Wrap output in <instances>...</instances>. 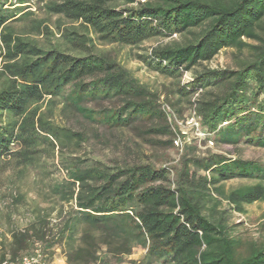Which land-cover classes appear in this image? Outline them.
I'll return each mask as SVG.
<instances>
[{
    "label": "trees",
    "instance_id": "trees-1",
    "mask_svg": "<svg viewBox=\"0 0 264 264\" xmlns=\"http://www.w3.org/2000/svg\"><path fill=\"white\" fill-rule=\"evenodd\" d=\"M25 3L0 0V159L14 157L30 166L39 146L54 151L60 145L63 129L40 112L44 101L58 97L83 120L130 129L155 148L173 147L180 134L174 114L179 118L187 107L182 120L194 110L202 140L264 150V0L51 1L44 5L48 16L77 24L86 34L65 28V43L45 45L15 31L14 24L29 21ZM29 27L37 36L52 34L36 19ZM88 33L102 44L127 47L175 36L137 55L150 72L174 80L167 89L174 101H159L97 50ZM226 49L241 56L246 51L236 69L193 71ZM192 71L182 83V75ZM103 102L116 105L87 106ZM64 134L75 143L85 140ZM59 164L65 179L52 184L50 193L72 207L60 212L55 233L41 212L25 229L11 231L0 263L30 255L35 243L43 252L64 240L65 264H264V223L257 240L244 239L229 224L230 213L242 215L246 206L264 203L259 161L198 153L187 145L173 167L108 166L71 156H60ZM231 180L254 183L225 191L223 184ZM134 249L143 254L128 261Z\"/></svg>",
    "mask_w": 264,
    "mask_h": 264
},
{
    "label": "rangeland",
    "instance_id": "rangeland-1",
    "mask_svg": "<svg viewBox=\"0 0 264 264\" xmlns=\"http://www.w3.org/2000/svg\"><path fill=\"white\" fill-rule=\"evenodd\" d=\"M51 1L60 0H26L24 4L31 14L29 21L38 20L42 26L51 31V35L41 34L37 36L29 27V21L14 24L15 31L22 33L26 37L36 39L39 44L48 42L65 43L62 32L65 28H78V34H86V30L79 28L77 24L71 25L65 20L54 16H48L44 10V5ZM96 49L103 52L109 58L114 60L125 70L129 71L135 78L151 93H155L159 101L166 99L171 102L174 98L167 92V89H173L174 80L159 74L150 72L138 59L137 55L149 53L152 47L157 44H164L177 39L173 36L170 39H157L143 43L139 47H127L120 45L102 44L90 33ZM246 51L242 52L244 56ZM236 50H221L214 59L208 63L197 66L193 71H202L204 69H236V63L243 58ZM193 71L182 75L181 82L189 81L193 77ZM116 105L114 102H103L100 106L88 104V107L97 108ZM170 111L172 109L170 108ZM40 112L44 113L47 120L63 129L60 137V145L57 144L52 151L48 146H39L40 152L35 156V161L30 166L19 165L17 158L3 157L0 159V255L10 241V232L13 230H23L30 223L34 215L38 212L44 213L49 222V227L55 233L59 224L60 212H66L71 203H65L54 197L50 193V186L55 182H61L65 179V172L61 170L59 157H77L97 161L99 163L112 165H131L134 163H149L156 167H173L183 153L184 147L190 145L196 147V152L210 150L212 153L222 154L227 157H240L242 159L256 160L264 164V150L251 146L238 145L226 146L213 144L209 147L205 140L197 137L193 132H188L183 141V148H155L147 145L136 133L130 129L109 130L99 124L89 123L83 120L74 112L63 107L61 98L52 99L49 104L44 101L40 105ZM175 115V121L183 123V117L188 115L187 107H184L183 114L178 118ZM173 119V118H172ZM186 120V119H185ZM180 127V126H179ZM65 130L79 133L84 137V141L75 143V140L67 139L64 135ZM157 139L165 140L163 136ZM17 149L12 147V151ZM254 183L250 180H231L223 184L224 190H230L238 186ZM221 209H227L226 204H222ZM245 213L240 215L230 213L229 224H236V233L244 239L257 240L260 236L259 227L264 223V203L257 202L244 208ZM68 245L63 240L57 242L51 248H46L42 252V264H65ZM143 252L140 249H134L127 259L138 261ZM126 260V261H127ZM104 264H117L113 260Z\"/></svg>",
    "mask_w": 264,
    "mask_h": 264
},
{
    "label": "built area",
    "instance_id": "built-area-1",
    "mask_svg": "<svg viewBox=\"0 0 264 264\" xmlns=\"http://www.w3.org/2000/svg\"><path fill=\"white\" fill-rule=\"evenodd\" d=\"M198 93H200V91ZM164 110L165 112H167V114L168 113L170 114V109L168 107H164ZM178 124L180 126V127L178 126L180 134L175 135V137L173 138V146L176 149L183 148V141L189 131L193 132L197 137H200L201 139L206 138L205 134L201 131L199 127V123L195 116L194 110L190 112L189 116L186 118V120L183 123H178ZM206 143L209 147L213 146V142L210 140H207ZM42 259H43V255L40 250V246L38 243H35L34 249L30 255H24L16 261L5 259L0 264H42Z\"/></svg>",
    "mask_w": 264,
    "mask_h": 264
}]
</instances>
